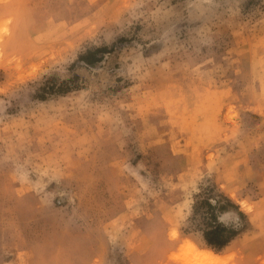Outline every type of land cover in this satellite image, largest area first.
<instances>
[{
	"label": "rangeland",
	"instance_id": "374dc122",
	"mask_svg": "<svg viewBox=\"0 0 264 264\" xmlns=\"http://www.w3.org/2000/svg\"><path fill=\"white\" fill-rule=\"evenodd\" d=\"M202 187L245 215L218 252ZM208 250L264 264V0H0V264Z\"/></svg>",
	"mask_w": 264,
	"mask_h": 264
},
{
	"label": "trees",
	"instance_id": "16d2710c",
	"mask_svg": "<svg viewBox=\"0 0 264 264\" xmlns=\"http://www.w3.org/2000/svg\"><path fill=\"white\" fill-rule=\"evenodd\" d=\"M231 209L237 211L240 219L245 218L238 206L216 187H202L201 191L194 195L189 220L200 231L205 245L215 252L222 250L243 228V225L225 227L218 222V216Z\"/></svg>",
	"mask_w": 264,
	"mask_h": 264
},
{
	"label": "clouds",
	"instance_id": "9594fccd",
	"mask_svg": "<svg viewBox=\"0 0 264 264\" xmlns=\"http://www.w3.org/2000/svg\"><path fill=\"white\" fill-rule=\"evenodd\" d=\"M224 215L218 216V222L219 223L223 224L225 227H238L239 226V218L237 216H236V220L235 221H225L222 218Z\"/></svg>",
	"mask_w": 264,
	"mask_h": 264
},
{
	"label": "bare ground",
	"instance_id": "6f19581e",
	"mask_svg": "<svg viewBox=\"0 0 264 264\" xmlns=\"http://www.w3.org/2000/svg\"><path fill=\"white\" fill-rule=\"evenodd\" d=\"M176 235V234H175ZM184 245V244H183ZM188 245H190V244H188ZM191 247V246H190ZM188 250V249H187ZM209 252H206V255H209V256H211V259H212V261H211V263L210 264H221V261H220V258L219 257H216L215 255H213V253L210 251V250H208ZM196 255L198 256L199 254H197L196 253ZM217 255V254H216ZM203 256V255H202ZM202 256H200L201 258H202ZM199 257V256H198ZM203 257H205V255L203 256ZM208 258V257H207Z\"/></svg>",
	"mask_w": 264,
	"mask_h": 264
}]
</instances>
